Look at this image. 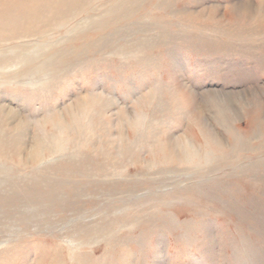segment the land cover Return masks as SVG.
<instances>
[{
	"label": "rangeland",
	"instance_id": "rangeland-1",
	"mask_svg": "<svg viewBox=\"0 0 264 264\" xmlns=\"http://www.w3.org/2000/svg\"><path fill=\"white\" fill-rule=\"evenodd\" d=\"M0 127V264H264V0H0Z\"/></svg>",
	"mask_w": 264,
	"mask_h": 264
},
{
	"label": "bare ground",
	"instance_id": "bare-ground-1",
	"mask_svg": "<svg viewBox=\"0 0 264 264\" xmlns=\"http://www.w3.org/2000/svg\"><path fill=\"white\" fill-rule=\"evenodd\" d=\"M142 1V0H141ZM153 1V0H152ZM157 1V0H156ZM131 2V1H130ZM129 2V3H130ZM135 2V1H134ZM156 3V2H155ZM153 4V3H152ZM138 5V4H137ZM143 5V4H142ZM155 5V4H154ZM159 5H160V3H159ZM135 6V5H134ZM151 6V5H150ZM153 6V5H152ZM115 7V6H114ZM136 7H134L133 9H135ZM139 8V7H138ZM140 8H141V6H140ZM144 8V7H143ZM115 9H116V7H115ZM127 9H129L128 7H127ZM137 9V8H136ZM120 10V9H119ZM131 10H132V8H131ZM138 10V9H137ZM136 10V11H137ZM141 10V9H140ZM148 11V10H147ZM150 11V10H149ZM256 11V10H255ZM48 12V11H47ZM121 12V11H120ZM129 12H130V10H129ZM135 12V11H134ZM139 12V11H138ZM40 13V12H39ZM126 13H128V12H126ZM129 14V13H128ZM132 13H130V15H131ZM127 15V14H126ZM146 15V14H145ZM148 15H150V14H148ZM133 16V15H132ZM117 17V16H116ZM44 18H45V16H44ZM120 17H118V19H119ZM132 18V17H131ZM133 19V18H132ZM50 23V22H49ZM101 23V22H100ZM98 36V35H97ZM96 40V39H95ZM102 41H104V40H102ZM97 42V41H96ZM101 42V41H100ZM105 42V41H104ZM89 43V42H88ZM98 43V42H97ZM84 44V43H83ZM86 46V45H85ZM91 46H92V44H91ZM93 47V46H92ZM89 48H91V47H89ZM95 48V47H94ZM89 50V49H88ZM94 52V51H93ZM75 107V106H74ZM24 121V120H23ZM15 124V123H14ZM1 128V127H0ZM147 129V128H146ZM153 130V129H152ZM157 133V132H156ZM159 134V133H158ZM25 137V136H24ZM153 137V136H152ZM18 138V137H17ZM17 138H15L14 139V141H16L17 140ZM13 141V142H14ZM156 141H157V139H156ZM135 143V142H134ZM22 143L21 142H19V140H18V142L14 145V144H12L11 145V143L10 142H8V143H6V145H8V146H6V145H4V147L5 148H3V146L2 145H0V151L1 150H7V149H9V151H11L12 153H14V152H18V150L20 149V145H21ZM129 144V143H128ZM146 144V143H145ZM136 145V144H135ZM143 144H141L140 146H142ZM147 145V144H146ZM19 146V147H18ZM103 146V145H102ZM163 146V145H162ZM137 147V146H136ZM150 147V146H149ZM127 148H129V147H127ZM106 149V148H105ZM144 149V148H143ZM157 149H158V147H157ZM22 150H24V149H22ZM74 150V149H73ZM14 151V152H13ZM141 151V150H140ZM139 151V152H140ZM138 152V153H139ZM143 152V151H142ZM32 153H35V155H36V151L34 152V150H33V152ZM116 153V152H115ZM127 153V152H126ZM141 153V152H140ZM117 155H118V153H116ZM127 155V154H126ZM139 155V154H138ZM177 155V154H176ZM72 156V155H71ZM114 156V155H113ZM134 156V155H133ZM141 156V155H140ZM17 158V157H16ZM23 158V157H22ZM28 158V157H27ZM26 158V159H27ZM18 159V158H17ZM33 159V158H32ZM9 160H10V158H9ZM22 160V159H21ZM31 160V159H30ZM74 160V159H73ZM76 160V159H75ZM121 160V159H120ZM66 161V160H65ZM122 161V160H121ZM164 162V161H163ZM35 163V162H34ZM33 164V163H32ZM36 164V163H35ZM44 164V163H43ZM39 165V164H38ZM43 167H44V165H42ZM168 167V166H167ZM169 168H170V166H169ZM173 169V168H172ZM43 171V170H42ZM160 171V170H159ZM172 171V170H171ZM157 172V171H156ZM164 172V171H163ZM44 173V172H43ZM53 174V173H52ZM46 176V175H45ZM4 177V176H3ZM12 177V176H11ZM49 178V177H48ZM72 183V182H71ZM74 183V182H73ZM53 187H56V186H53ZM15 188V187H14ZM52 188V187H51ZM147 189V188H146ZM60 190V189H59ZM86 191V190H85ZM12 192V191H11ZM21 192V191H20ZM34 192V191H33ZM55 193V192H54ZM59 193V192H58ZM61 194V193H60ZM29 195V194H28ZM20 197V196H19ZM40 198V197H39ZM55 198V197H54ZM33 200V199H32ZM37 201V200H36ZM8 202V201H7ZM58 202V201H57ZM47 203V202H46ZM51 203V202H50ZM59 203V202H58ZM63 203V202H62ZM31 205V204H30ZM38 205V204H37ZM37 205H35V206H37ZM59 205V204H58ZM51 207V206H50ZM61 207V206H60ZM57 208H58V206H57ZM36 209V208H35ZM39 209V208H38ZM41 209V208H40ZM59 209V208H58ZM53 210V209H52ZM44 211V210H43ZM40 213V212H39ZM58 216V215H57ZM59 217V216H58ZM14 219V218H13ZM32 219V218H31ZM37 221V220H36ZM72 221H73V219H72ZM65 222V221H64ZM197 223V222H196ZM78 225V224H77ZM79 238V237H78ZM71 241H73V240H71ZM69 242V241H68ZM80 242V241H79ZM20 251V250H19ZM61 262V261H60Z\"/></svg>",
	"mask_w": 264,
	"mask_h": 264
}]
</instances>
